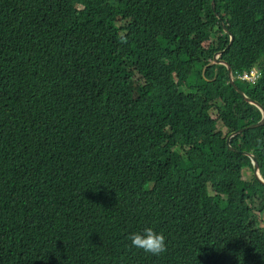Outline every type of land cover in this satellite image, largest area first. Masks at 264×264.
Segmentation results:
<instances>
[{
	"label": "trees",
	"instance_id": "1",
	"mask_svg": "<svg viewBox=\"0 0 264 264\" xmlns=\"http://www.w3.org/2000/svg\"><path fill=\"white\" fill-rule=\"evenodd\" d=\"M214 1L0 0V264H264V123L227 147L261 113L207 65L264 107V0Z\"/></svg>",
	"mask_w": 264,
	"mask_h": 264
},
{
	"label": "clouds",
	"instance_id": "2",
	"mask_svg": "<svg viewBox=\"0 0 264 264\" xmlns=\"http://www.w3.org/2000/svg\"><path fill=\"white\" fill-rule=\"evenodd\" d=\"M210 6H211V0H210ZM212 9V8H211ZM213 10V9H212ZM213 12H215V1H214V10ZM216 14V17L219 18V14L217 12H215ZM204 18V17H203ZM98 19H100V16L99 14H94V18L92 19L93 23L98 25ZM220 24L222 25V29H223V25H224V22L223 21H220ZM225 26V25H224ZM226 27V26H225ZM227 28V27H226ZM228 29V28H227ZM95 31H96V28H94L93 30V34L95 35ZM228 31L231 33V31L228 29ZM224 33L227 34V32H225L223 30ZM232 34V33H231ZM229 36V35H228ZM233 36V34H232ZM234 38V36H233ZM229 40H230V36H229ZM233 41V40H232ZM232 43V42H231ZM230 43V44H231ZM229 44V42H228ZM222 50V49H220ZM218 51V50H216ZM215 51V52H216ZM220 55L221 54H217L218 56V59H220ZM213 58V56H212ZM212 58L211 60L208 62L207 65H211V64H214V63H210L212 62ZM231 67V66H230ZM232 70V69H231ZM245 74L249 77H251L250 79H247V78H241V76ZM233 75V79H238V80H241V81H246V82H250V83H254L257 78L259 77L260 75V71L259 69L256 67V66H252L249 70H244L242 72H238V73H232ZM178 86H182V84L178 85ZM181 88V87H180ZM181 89H185V85H184V88H181ZM256 107V106H255ZM260 111V110H259ZM261 113V112H260ZM257 122V121H256ZM246 126V125H245ZM261 126V125H260ZM248 152V151H247ZM251 154H253L252 152H250ZM245 155V154H243ZM247 156V155H246ZM254 158H255V155L253 154ZM248 157V156H247ZM249 158V157H248ZM250 160V158H249ZM257 164H258V161L257 159L255 158ZM251 162V161H250ZM102 163V162H101ZM102 165H106L108 166L105 162L102 163ZM252 165V163H251ZM253 169V168H252ZM259 171V169H258ZM253 172V171H252ZM260 173V172H259ZM261 175V174H260ZM251 176L254 178V176L251 174ZM262 177V175H261ZM263 178V177H262ZM255 179V178H254ZM264 179V178H263ZM257 180V179H255ZM258 181V180H257ZM259 182V181H258ZM260 183V182H259ZM263 185V184H262ZM76 194H78V196L80 195H83L82 193L83 192H75ZM129 239L131 241V245L135 248H138V249H142L145 253H148V254H151L153 256H160L162 254H164L166 251H167V245L165 243V236L162 234V233H159V232H156L153 230V228L151 227H145L143 229V233H139V232H135V233H131L130 236H129Z\"/></svg>",
	"mask_w": 264,
	"mask_h": 264
},
{
	"label": "water",
	"instance_id": "3",
	"mask_svg": "<svg viewBox=\"0 0 264 264\" xmlns=\"http://www.w3.org/2000/svg\"><path fill=\"white\" fill-rule=\"evenodd\" d=\"M211 8L214 10V0H211ZM223 30L225 32H227V34L230 36V40H229V44L232 42L233 40V36L232 34L228 31V29L223 25ZM228 44V45H229ZM224 51V49L222 50H218L216 52L213 53V58H212V62L210 63H214V64H223L226 66L227 68V76H228V83L231 84L233 86V88L243 97V99L256 106L260 112H261V118L257 121V122H254V123H251L249 125H246V126H243V127H240L232 132H230L225 141H226V144H227V147L230 149V150H233V151H237V149H235L234 147H232L229 143L231 137H233L234 135L238 134V133H241L242 131L246 130V129H249V128H255V127H258L260 125H262L264 123V107L262 106V104H260L258 101H256L255 99H252L251 97L247 96L242 90H240L237 85L234 83V79H233V75H232V70H231V67L229 65L228 62H226L225 60L223 59H218V56L217 54H221L222 52ZM242 154H245L247 155L249 158H250V161L252 163V175L254 176L255 179H257L261 184L264 185V179L261 177L259 171H258V164L253 156V154H251L250 152H247V151H241Z\"/></svg>",
	"mask_w": 264,
	"mask_h": 264
},
{
	"label": "rangeland",
	"instance_id": "4",
	"mask_svg": "<svg viewBox=\"0 0 264 264\" xmlns=\"http://www.w3.org/2000/svg\"><path fill=\"white\" fill-rule=\"evenodd\" d=\"M211 38H212V39H215V38H216V35H215V34H212V35H211ZM181 88H184V85H182ZM215 113H216V109L213 108V109L211 110V115H212L213 117H215ZM251 174H252V171H251V170H249V169H245V170L243 171V179H247V180H249V178L251 177ZM261 216H262V218H261V223H262V225L264 226V213H262Z\"/></svg>",
	"mask_w": 264,
	"mask_h": 264
},
{
	"label": "built area",
	"instance_id": "5",
	"mask_svg": "<svg viewBox=\"0 0 264 264\" xmlns=\"http://www.w3.org/2000/svg\"><path fill=\"white\" fill-rule=\"evenodd\" d=\"M241 78H247V79H250L251 77H249V76L243 74V75L241 76Z\"/></svg>",
	"mask_w": 264,
	"mask_h": 264
}]
</instances>
